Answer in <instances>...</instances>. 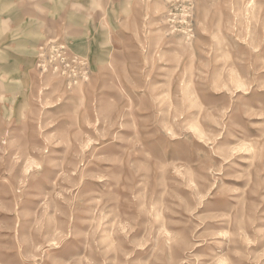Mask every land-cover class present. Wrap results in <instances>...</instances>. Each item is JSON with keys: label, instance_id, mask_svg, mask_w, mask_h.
Masks as SVG:
<instances>
[{"label": "rangeland", "instance_id": "374dc122", "mask_svg": "<svg viewBox=\"0 0 264 264\" xmlns=\"http://www.w3.org/2000/svg\"><path fill=\"white\" fill-rule=\"evenodd\" d=\"M0 264H264V0H0Z\"/></svg>", "mask_w": 264, "mask_h": 264}]
</instances>
